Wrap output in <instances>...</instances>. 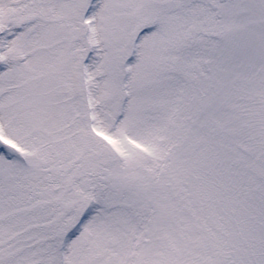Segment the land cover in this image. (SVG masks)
Here are the masks:
<instances>
[{
    "label": "snow or ice",
    "instance_id": "6c2138e0",
    "mask_svg": "<svg viewBox=\"0 0 264 264\" xmlns=\"http://www.w3.org/2000/svg\"><path fill=\"white\" fill-rule=\"evenodd\" d=\"M0 264H264V0H0Z\"/></svg>",
    "mask_w": 264,
    "mask_h": 264
}]
</instances>
